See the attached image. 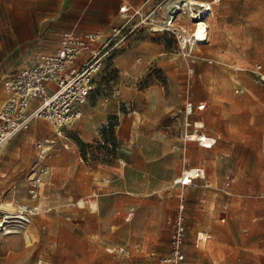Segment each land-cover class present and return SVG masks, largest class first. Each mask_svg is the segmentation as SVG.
Masks as SVG:
<instances>
[{
    "label": "rangeland",
    "instance_id": "rangeland-1",
    "mask_svg": "<svg viewBox=\"0 0 264 264\" xmlns=\"http://www.w3.org/2000/svg\"><path fill=\"white\" fill-rule=\"evenodd\" d=\"M117 3L0 0V103L5 77L25 58L53 52L64 31L120 22ZM179 19L192 28L187 15ZM205 21L209 42L193 50L196 62L169 32L141 29L129 37L102 70L80 120L56 137L38 197L28 194L25 176L36 166L35 142L53 136L52 127L33 120L5 144L0 222L17 202L38 209L22 229L0 225V264H115L106 247L132 249L142 236L148 249L165 253L167 218L180 197L188 262L264 264V86L251 76L255 63L264 67V0H219ZM199 100L205 109L186 115L185 103ZM194 120L204 121L207 135L220 133L214 147L185 139ZM36 125L42 128L33 132ZM194 166L204 167L207 179L174 184ZM131 260L150 258L137 252Z\"/></svg>",
    "mask_w": 264,
    "mask_h": 264
},
{
    "label": "built area",
    "instance_id": "built-area-1",
    "mask_svg": "<svg viewBox=\"0 0 264 264\" xmlns=\"http://www.w3.org/2000/svg\"><path fill=\"white\" fill-rule=\"evenodd\" d=\"M219 0H146L140 6L122 3L118 12L122 21L113 24L107 31L70 29L60 34L57 48L46 54L25 58L21 65L5 77L3 84L6 96L0 103V155L5 144L18 132L26 130L33 120L44 119L52 127L53 136L38 139L36 147V166L32 167L25 176L27 192L32 198L40 195L41 187L49 176L47 160L51 157L56 137L62 135L66 126L76 123L83 115V106L95 88L102 70L107 62L113 59L124 48L125 42L136 31L144 29L151 33H171L178 46L191 62L196 55L193 50L208 42V25L206 38L199 42L193 35L197 23L205 21L212 13V6ZM194 2V3H192ZM187 15L192 28L185 21H179L181 15ZM233 70L238 66L232 65ZM193 72L189 68V74ZM114 70L113 81L117 78ZM252 81L264 86V67L262 63H255L251 69ZM116 91L115 86H111ZM238 87L235 92H242ZM130 104V101H128ZM205 102L194 104L188 101L184 105L185 114L202 110ZM190 124L192 131L198 134L195 141L199 145L210 148L211 142L203 143V123L197 120ZM190 133V132H189ZM185 139L189 140L188 134ZM56 135V136H55ZM65 146V145H64ZM194 175L183 170L181 175L174 179V184L187 186L190 179L204 178L203 168H194ZM36 205L17 202L16 207L8 218L17 228L22 229L31 222L32 215L37 211ZM185 204L180 197L178 207L172 216L167 218L170 229L169 249L158 254L148 249L147 239L140 240L136 247L130 249L123 245H110L106 251L115 256V264H135L132 256L137 253H146L150 260L139 264H197L188 262L185 253V240L188 225L185 220ZM131 212L125 219L129 220ZM1 221L0 223H2ZM199 240L202 236L198 237ZM205 239V238H203Z\"/></svg>",
    "mask_w": 264,
    "mask_h": 264
},
{
    "label": "bare ground",
    "instance_id": "bare-ground-1",
    "mask_svg": "<svg viewBox=\"0 0 264 264\" xmlns=\"http://www.w3.org/2000/svg\"><path fill=\"white\" fill-rule=\"evenodd\" d=\"M192 3H194V2H192ZM206 23H207L206 21L198 22L197 23V27H195L194 30H193V35H195L196 39L199 40V42L203 41V39L206 38V31H205L206 30L205 27L207 25ZM41 128H42L41 125H36V126L33 127V132L34 131H40ZM33 132H31L30 134L28 133L29 134V135H27L28 139H32L34 137L33 136L34 135ZM197 137H198V134L196 132H194V131H191L188 134V138L191 141H195L197 139ZM211 140H212V136H209V135L203 133V140H202L203 143H209V142H211ZM185 170H186V173H188L189 175H194V173H195L194 169H185ZM189 181H191V179ZM84 202L85 201H82V200L80 201L81 204L84 203ZM9 217L10 216L5 215V219L3 220L2 223H0V225H4V223L10 222L9 219H8Z\"/></svg>",
    "mask_w": 264,
    "mask_h": 264
},
{
    "label": "crops",
    "instance_id": "crops-1",
    "mask_svg": "<svg viewBox=\"0 0 264 264\" xmlns=\"http://www.w3.org/2000/svg\"><path fill=\"white\" fill-rule=\"evenodd\" d=\"M114 2L115 1H118V3H117V6H116V13H115V15L116 16H119L120 17V20L122 21V18H121V15H120V13L118 12V9H119V6L122 4V3H130V4H132V5H134V6H140V5H142L143 3H145V1L146 0H139V1H137V0H113ZM195 1H199V0H195ZM215 4V3H214ZM214 6V5H213ZM213 6H212V11H213ZM210 15V14H209ZM115 16V17H116ZM120 21V22H121ZM120 22H118V23H120ZM117 22L116 23H112V24H110L109 25V27L107 28V29H99V30H103V31H107L109 28H110V26L111 25H113V24H118ZM75 30V29H74ZM95 30H97V29H95ZM208 42H209V40H208ZM208 42H206V43H208ZM206 43H204V44H202V45H200V46H198V47H201V46H203V45H205ZM198 47L196 48V49H198ZM195 49V50H196ZM196 59H197V57H195V61L194 62H196ZM207 60L209 61V62H212V59H210V58H207ZM189 61L191 62V60L189 59ZM189 69V68H188ZM200 101H202V102H205V106H206V101H204V100H199L198 102H200ZM198 102H196V103H194V104H197ZM205 109V107L202 109V110H204ZM202 110H198V111H202ZM198 122H200V123H203V127H202V129L204 128V121H199V120H197ZM202 132H203V130H202ZM19 133V132H18ZM204 133V132H203ZM212 137H215L216 138V142H215V144H213L210 148H212V147H214L215 145H216V143H217V141H218V139L220 138V133H216L215 135H212ZM199 145V144H198ZM199 146H201V145H199ZM201 147H203V146H201ZM203 148H205V147H203ZM198 164H200V163H197V165ZM203 168L204 169V174H205V177L204 178H196V179H201V180H204V179H207V174H208V172L206 173V170H205V168L204 167H202V166H194V167H190V168H186V169H194V168ZM3 174V176H5L6 175V173L4 172V173H2ZM194 179V178H193ZM193 179H191V182H192V180ZM96 193H94L93 192V194L92 195H95ZM94 207V206H93ZM129 212H131L130 210H128L125 214L127 215ZM132 214H133V212H131V216H132ZM126 217V216H125ZM127 221V220H126ZM147 239V243H149L150 241H149V238L147 237V236H142L141 237V240L142 239Z\"/></svg>",
    "mask_w": 264,
    "mask_h": 264
},
{
    "label": "trees",
    "instance_id": "trees-1",
    "mask_svg": "<svg viewBox=\"0 0 264 264\" xmlns=\"http://www.w3.org/2000/svg\"><path fill=\"white\" fill-rule=\"evenodd\" d=\"M77 142L79 145H81V146L83 145V143L81 141H79L78 139H77Z\"/></svg>",
    "mask_w": 264,
    "mask_h": 264
}]
</instances>
